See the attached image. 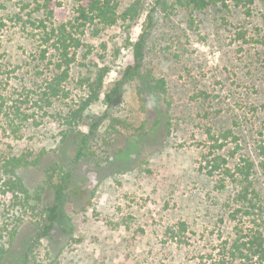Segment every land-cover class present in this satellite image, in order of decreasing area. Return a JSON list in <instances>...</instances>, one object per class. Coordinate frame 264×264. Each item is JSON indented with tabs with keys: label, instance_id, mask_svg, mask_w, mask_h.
<instances>
[{
	"label": "rangeland",
	"instance_id": "374dc122",
	"mask_svg": "<svg viewBox=\"0 0 264 264\" xmlns=\"http://www.w3.org/2000/svg\"><path fill=\"white\" fill-rule=\"evenodd\" d=\"M57 1L64 10L49 17L37 9L40 0H0V104L16 111L0 118V158L26 155L19 174L34 194L25 213L0 191L4 264H22L53 185L77 151L76 137L62 143L71 120L83 133L99 122L62 210L60 224L73 230L42 240L28 264H214L207 254L233 234L228 205L238 188L226 181L219 189L220 176L203 169L212 137L225 143L221 153L231 168L247 157L255 162L264 197V0L247 3L249 13L234 3L191 11L177 0H117L120 13L136 10L98 36L80 35L64 94L48 106L40 97L59 55L44 32L70 22L75 7ZM145 31L144 71L165 78L167 102L156 103L135 80L108 100ZM105 67L99 98L82 110L89 81Z\"/></svg>",
	"mask_w": 264,
	"mask_h": 264
},
{
	"label": "trees",
	"instance_id": "16d2710c",
	"mask_svg": "<svg viewBox=\"0 0 264 264\" xmlns=\"http://www.w3.org/2000/svg\"><path fill=\"white\" fill-rule=\"evenodd\" d=\"M73 1L75 7L71 21L49 27L50 29H46L44 32L45 44H50L51 42L59 55L55 62L54 73L46 81L45 90L40 97L41 101L48 106L64 94L63 84L69 78L70 65L76 52L83 46L80 35H85L88 31L93 36H98L103 30L117 25L119 20L124 21L130 18L132 11L136 10L135 7H130L129 10L120 13V5L117 0ZM252 2L253 0H177L176 4L191 11H204L211 6L229 9L232 3L248 7L247 3L251 4ZM37 9L39 11L44 10L43 13L49 17L57 16L59 12L64 10L62 1L57 0H40ZM246 10L247 13L250 12L249 7ZM42 23L44 27L48 28L43 21ZM150 23H153L152 16ZM4 25V23H0V36L1 28ZM147 34L148 31L143 32L133 42L134 63L124 70L122 78L117 81L111 92L106 94L108 100H112L111 93L119 92L120 84L127 80H135L136 82H141L140 84L143 87L141 90L147 91L156 103L167 102L168 88L165 78L157 77L151 72L145 73L144 71ZM107 71L108 69L105 67L99 73L97 80H94V82L89 81L88 88L91 93L84 101L82 110L88 107L93 100L99 98V89L103 85V79ZM0 99H5L2 93H0ZM0 106V118L4 116L11 117L10 115L16 114V111L3 109L2 103ZM82 110L72 113L73 120L82 118ZM17 116L22 118L21 115L17 114ZM157 123H159V120ZM21 124H23L22 121ZM68 124L70 128L63 133L62 143L66 142L68 137L74 136L76 137L78 148L74 157L69 160L68 169L61 175L60 181L53 185L54 197L42 208V216L35 223L30 247L25 253L22 264L30 262L34 248L42 240L54 239L63 233H72L73 230L72 228L68 230L60 224L63 219L62 210L64 203L71 201H68L71 198V193L77 190V185L74 184L75 171L86 154L89 138L95 134L94 128L99 125V122L93 123L90 133H83L77 130V125L74 126L75 122L72 120L68 121ZM224 133L226 134L223 137L226 139L228 134L233 132L230 130ZM212 138L215 140V145L212 151L209 152V156H205L206 164L203 169L206 170L209 176H220V182L217 184L219 189H224L229 181L230 183H235L238 190L232 200L233 205H230L232 203L228 205L231 207L229 217L234 224L233 234L221 241L216 249L207 254V258L214 264H264V197L255 176V162L247 157L243 159V163L237 164L236 168H231L228 166L227 158L221 153L225 143H219V139L215 136ZM258 149H261L259 155L263 157L262 166L264 167V145H258ZM133 150V145H130L128 155ZM28 164L29 161L24 154L0 158V191L7 198L9 206L17 207L25 213L29 210L30 201L34 199V194L19 174V169ZM124 166L128 167V165ZM38 198L41 199V197ZM223 221L224 218H220V222ZM181 225L182 230L186 231V224L181 223ZM8 252L9 247H5L0 243V264H4ZM202 257L204 258V256Z\"/></svg>",
	"mask_w": 264,
	"mask_h": 264
}]
</instances>
